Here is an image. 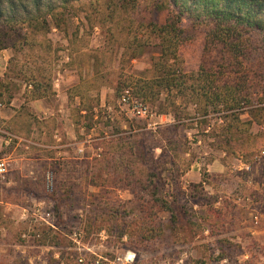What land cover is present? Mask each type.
I'll use <instances>...</instances> for the list:
<instances>
[{"label":"rangeland","instance_id":"374dc122","mask_svg":"<svg viewBox=\"0 0 264 264\" xmlns=\"http://www.w3.org/2000/svg\"><path fill=\"white\" fill-rule=\"evenodd\" d=\"M167 1L138 0L135 12L91 24L87 0H73L65 31L52 29L37 49L0 50V78L17 63L26 79H8L9 91L0 89V159L9 163L0 178V264H119L128 252L135 254L130 264H264V111L252 126L247 112L264 108V80L251 89L258 104L240 110L234 136L243 146L226 154L211 138L217 114L201 121L203 102L182 105V126L153 137L172 117L149 102L138 116L116 97L123 78L149 77L157 46L145 23L163 21ZM182 29L178 63L190 74L207 29L187 19ZM129 36L145 46L123 55ZM258 39L264 50V35ZM37 76L44 97L30 99L37 92L28 78ZM125 119L145 123L146 134L133 136ZM155 143L175 151L160 159ZM139 144L145 160L135 154ZM153 191L172 213L159 212L158 224L150 209L140 231L136 204L145 207Z\"/></svg>","mask_w":264,"mask_h":264},{"label":"trees","instance_id":"16d2710c","mask_svg":"<svg viewBox=\"0 0 264 264\" xmlns=\"http://www.w3.org/2000/svg\"><path fill=\"white\" fill-rule=\"evenodd\" d=\"M137 1L87 0L86 8L92 12L91 15L93 14L91 19L88 17V22L91 24H100V21L114 22L115 13L131 10L135 12ZM167 4L169 9L163 21L145 23L149 26L144 34L149 32L150 37L156 40L157 46V55L151 60L149 77L123 78L124 80L118 82L114 88L116 97L121 99L124 92L128 91L131 98L141 100V104L156 103L158 114H168L172 117L174 123L158 125L155 134L151 133L153 137L163 135L166 131L174 133L180 127L182 105L194 102V105L201 106L203 102V113L200 116L203 124L211 120L208 117L210 113L217 114L214 124H217L219 130H213V137L211 136L216 142V148L225 154L237 145L241 144V148L244 140L242 142L234 136L239 133L237 129L242 114L240 110L258 104L251 102V89L264 80V62L259 60L261 57L264 60L262 56L264 50L260 44L262 39H258L264 35V0H168ZM100 9L102 10L98 11ZM102 11L107 12L100 18L98 14L102 13L98 12ZM155 13L158 15L159 11ZM73 16V0H0V50L10 47L15 51L24 45L26 48L31 46L37 49L41 45V39L48 36L52 29L65 31L66 24ZM183 19L189 20L194 29L203 26L207 29L198 68L190 74L184 73L178 63L179 51L184 42ZM125 42L123 55H126L127 49L135 51L145 46L136 36H129ZM138 54L140 53L134 52L129 57L134 59ZM17 67V63L11 64L4 77L0 78L1 90L9 91L10 85H5L8 79L26 81L24 72L17 70ZM28 81L32 88L35 86L37 92L30 99L44 97L43 94H38L44 79L37 76V79L31 77ZM263 111L262 107L248 109L247 112L251 115L248 125L252 126L254 122L255 124L259 122ZM122 117L126 118L124 115ZM108 120H113V116L108 115ZM125 120L128 126L126 131H135L136 135L133 136L146 134L143 131L146 128L145 123L136 122V119H131V122ZM115 140L118 141L120 138ZM239 141L241 143L237 144ZM171 146L155 143L151 149L160 148L162 150L160 159H166L170 158L168 151H175ZM129 152L131 155L132 151ZM135 154L143 160L147 158L140 144ZM151 161L157 166L162 164V160L152 158ZM152 194L145 207L136 204L137 212L142 215L140 231L145 230L143 229L146 223L145 213L150 209L155 210L158 224L161 222L157 219L159 212L172 213L167 201L159 198L156 191ZM160 227L158 226V230Z\"/></svg>","mask_w":264,"mask_h":264},{"label":"built area","instance_id":"2783aa9c","mask_svg":"<svg viewBox=\"0 0 264 264\" xmlns=\"http://www.w3.org/2000/svg\"><path fill=\"white\" fill-rule=\"evenodd\" d=\"M120 103L123 105H128L129 109L134 111L136 110L138 113V116H146L148 113L147 109L142 106L141 103H139L137 100H134L131 98L128 91H125L120 99ZM9 163L6 159H0V178H4L6 174L8 173ZM135 260V254L133 252L126 253L125 256L122 258H118L119 264H130L133 263Z\"/></svg>","mask_w":264,"mask_h":264},{"label":"crops","instance_id":"0c3cea01","mask_svg":"<svg viewBox=\"0 0 264 264\" xmlns=\"http://www.w3.org/2000/svg\"><path fill=\"white\" fill-rule=\"evenodd\" d=\"M0 105H1V106H0V117H1V111H2V109H3V108H2L3 105H2L1 103H0ZM11 106H12V103H11ZM4 143H7V141L5 140ZM0 203H2V202H0ZM5 205H8V202H5Z\"/></svg>","mask_w":264,"mask_h":264}]
</instances>
